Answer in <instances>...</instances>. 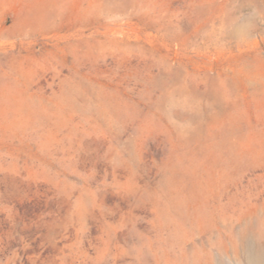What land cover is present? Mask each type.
Instances as JSON below:
<instances>
[{"label":"rangeland","instance_id":"rangeland-1","mask_svg":"<svg viewBox=\"0 0 264 264\" xmlns=\"http://www.w3.org/2000/svg\"><path fill=\"white\" fill-rule=\"evenodd\" d=\"M250 1L0 0V264H249L264 246ZM43 4L58 24L13 26Z\"/></svg>","mask_w":264,"mask_h":264},{"label":"bare ground","instance_id":"bare-ground-1","mask_svg":"<svg viewBox=\"0 0 264 264\" xmlns=\"http://www.w3.org/2000/svg\"><path fill=\"white\" fill-rule=\"evenodd\" d=\"M251 2H252V0L250 1V3ZM244 5L245 4L243 3L242 5L238 6L236 12L242 11ZM248 5H251V4H248ZM256 7H258V6H256ZM47 9H48L47 5H44V4L42 6L39 5L32 12H27L26 14H24L22 22H20V23L15 22L13 26L14 27H17V26L22 27L24 24H55V25L58 24V23L50 22L48 20L49 14L47 12ZM263 10H264V8H263ZM254 17H256V16H254ZM249 22H250V20H249ZM251 26L249 23L248 24H237L236 23L234 25V27L229 31L228 36L231 37V39L234 38V39L243 41L251 35V28H253ZM255 242H256V240H255ZM245 257H246V260L249 264H264V246H260L257 250L253 249L251 247H248L247 250L245 251Z\"/></svg>","mask_w":264,"mask_h":264}]
</instances>
